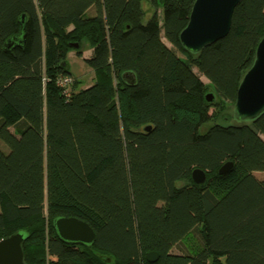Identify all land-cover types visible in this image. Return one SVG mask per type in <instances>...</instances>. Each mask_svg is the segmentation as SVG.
<instances>
[{
    "label": "trees",
    "instance_id": "16d2710c",
    "mask_svg": "<svg viewBox=\"0 0 264 264\" xmlns=\"http://www.w3.org/2000/svg\"><path fill=\"white\" fill-rule=\"evenodd\" d=\"M158 1L0 0V240L25 233L27 264H264V112L201 132L227 104L237 120L264 0H242L199 53L180 40L196 0H161L162 21L145 22L142 4ZM84 41L96 76L68 98L57 81ZM59 217L95 242L62 240Z\"/></svg>",
    "mask_w": 264,
    "mask_h": 264
},
{
    "label": "water",
    "instance_id": "95a60500",
    "mask_svg": "<svg viewBox=\"0 0 264 264\" xmlns=\"http://www.w3.org/2000/svg\"><path fill=\"white\" fill-rule=\"evenodd\" d=\"M242 0H196L187 27L182 31L180 40L184 48L193 53L201 52L206 46L225 38L232 27L233 15ZM74 48L78 45L74 44ZM214 93L206 94V100L213 102ZM238 121L254 120L264 112V38L259 42L255 61L244 75L238 88L234 105ZM233 162L225 163L219 174L223 175L233 168ZM192 180L201 185L206 182L207 174L202 169H194ZM54 226L58 236L71 243L92 245L96 235L85 221L74 217H59ZM25 233L17 232L0 240V264H27L23 244ZM148 262L159 259V253L147 254ZM108 262L110 260L108 259Z\"/></svg>",
    "mask_w": 264,
    "mask_h": 264
},
{
    "label": "rangeland",
    "instance_id": "374dc122",
    "mask_svg": "<svg viewBox=\"0 0 264 264\" xmlns=\"http://www.w3.org/2000/svg\"><path fill=\"white\" fill-rule=\"evenodd\" d=\"M143 9L145 11V18L144 21L146 22L149 17L152 16L153 13H157L159 20L162 21V2L161 0L158 1L157 8L153 7L150 3L144 2ZM163 41L170 46V44L163 38ZM83 56L79 57L75 51H70L67 56V62L69 64L70 73L73 77H75L79 81V89L87 88L91 86L94 82L92 81L93 77L96 76L94 70L90 68L84 61V59L90 58L93 54V49L90 47V44L88 41L83 42ZM74 53V54H73ZM195 72H197L196 69H194ZM202 81L206 84H208V80L205 77H201ZM208 93H214V90L212 88H209ZM207 93V94H208ZM216 111L215 107L210 108V113H214ZM233 108L230 104L226 105L225 113L222 114L217 119H214L211 123L205 125L201 132H206L211 126L214 124H229V123H236L240 122L238 120L232 119ZM234 120V121H233ZM0 147L4 149V151H8V148L0 142ZM259 180L264 179V173L262 172H256L254 174ZM182 182H179L178 185H182ZM183 246H179L173 249V253H181L183 250Z\"/></svg>",
    "mask_w": 264,
    "mask_h": 264
},
{
    "label": "built area",
    "instance_id": "2783aa9c",
    "mask_svg": "<svg viewBox=\"0 0 264 264\" xmlns=\"http://www.w3.org/2000/svg\"><path fill=\"white\" fill-rule=\"evenodd\" d=\"M74 81L75 79L71 75H63L58 78L57 83L63 89V93L68 98L70 97Z\"/></svg>",
    "mask_w": 264,
    "mask_h": 264
},
{
    "label": "crops",
    "instance_id": "0c3cea01",
    "mask_svg": "<svg viewBox=\"0 0 264 264\" xmlns=\"http://www.w3.org/2000/svg\"><path fill=\"white\" fill-rule=\"evenodd\" d=\"M69 54H70V53H69ZM73 54H74V53H73ZM74 79H76V78L74 77ZM92 81L94 82V77H93Z\"/></svg>",
    "mask_w": 264,
    "mask_h": 264
}]
</instances>
